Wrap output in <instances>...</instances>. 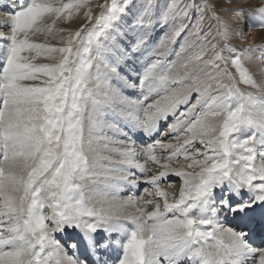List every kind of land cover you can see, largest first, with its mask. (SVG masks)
Listing matches in <instances>:
<instances>
[{
	"label": "snow or ice",
	"instance_id": "snow-or-ice-1",
	"mask_svg": "<svg viewBox=\"0 0 264 264\" xmlns=\"http://www.w3.org/2000/svg\"><path fill=\"white\" fill-rule=\"evenodd\" d=\"M217 3L105 0L93 17L90 0H15L0 31V264H264L221 222L252 224L258 207L264 221V82L245 67L264 47L230 43L264 29V0Z\"/></svg>",
	"mask_w": 264,
	"mask_h": 264
},
{
	"label": "bare ground",
	"instance_id": "bare-ground-1",
	"mask_svg": "<svg viewBox=\"0 0 264 264\" xmlns=\"http://www.w3.org/2000/svg\"><path fill=\"white\" fill-rule=\"evenodd\" d=\"M15 3V0H0V31H3L8 35L9 30L8 27H6V25L9 23L8 22V18H9V11L10 10H14L13 9V5ZM224 9V8H222ZM3 10H7V11H3ZM230 14L227 11L224 12V15ZM8 30V31H6ZM244 39L249 40V44H252V42H250L251 40L254 39V37H250L253 35H257V36H263L264 37V29L261 30H257L255 27L252 28L251 30H246L244 33ZM230 43H233L235 46H239L241 45V43H239V40L233 39ZM245 45V44H244ZM3 47V43L0 42V49H2ZM3 63L2 60V56H0V64ZM261 93H259L258 95H260ZM258 161H259V157H258ZM156 169H153V171H155ZM151 174V173H149ZM168 181L171 182V186H169L168 182L162 181L161 182V186L165 188V190L170 191V192H176L178 193L179 191V187L181 184V181L179 180V178L175 177V176H169L168 177ZM147 187V185L145 184H141L140 187L138 189L133 190V192L135 193V195L142 196L144 199H148L149 197L143 192V188ZM130 193L128 190H125V192L121 193L122 196H127ZM149 211L151 210V208L148 209ZM254 217H255V221L252 224L248 225V229H246L244 227V230L248 231L249 235H248V239L250 241V243L255 246V247H264V221L261 220V209L258 207L255 211V213H253ZM223 223V225L225 227H233L238 225L235 221H233L230 217L229 218H224L221 221ZM241 226V225H239ZM245 226V225H243ZM235 228V227H233ZM236 229V228H235ZM240 230V229H238ZM56 238L58 240L61 241L62 244L66 245V242L68 239H70L72 237V234H60L57 233L55 234ZM69 252V255H72V250L71 249H67ZM115 253L112 254V258H115ZM258 259V258H257Z\"/></svg>",
	"mask_w": 264,
	"mask_h": 264
},
{
	"label": "rangeland",
	"instance_id": "rangeland-1",
	"mask_svg": "<svg viewBox=\"0 0 264 264\" xmlns=\"http://www.w3.org/2000/svg\"><path fill=\"white\" fill-rule=\"evenodd\" d=\"M109 2H111V0H109ZM159 2L161 4H163L164 0H159ZM211 3H217V0H210ZM242 3H243V7L246 8V9H252L258 5L261 4V0H242ZM105 4V0H90V6L92 7V11H93V17H97L101 14V11L102 9L100 7H98L97 5H103ZM231 7V5H228V4H219L217 3V11L221 12V14L223 16H225V18H228L230 16V14H227V15H224V12L226 11H222V8L226 9V8H229ZM3 11H7V10H3ZM13 10H10L9 11V14L12 12ZM9 19L10 17L8 18V22H9ZM84 21L83 19H76L74 20L71 25H68L66 23H61V22H57V25L56 27H71L73 30H75L76 28H78L81 24H83ZM88 27H91V24L88 25ZM257 30H261L259 27H255ZM8 30H9V33L10 34V28L8 27ZM6 30V31H8ZM248 30L247 27H245V31ZM244 31V33H245ZM7 36V34H6ZM245 36V35H244ZM255 36V37H254ZM250 37H254L253 40H251L250 42H252V44H249V40H246V39H236V40H239V43H241L240 47L239 46H235L237 48H241V47H245V48H258V47H264V37L263 36H257V35H253V36H250ZM37 42H41V43H44V42H47V43H50L54 46H62L60 45L58 39H54V38H51L49 37L47 41H45V38L43 35H40V36H37L34 38ZM231 42V41H230ZM245 44V45H244ZM28 55V54H26ZM258 55V52L257 53H254V59L253 61L251 62H246L245 63V67L248 69V71L250 72V74L252 75L253 79L257 82V84H260L261 82H264V64H260L256 59L255 57ZM34 63H51L53 61H50L44 57H40V58H37L35 61H33ZM230 71H234L233 69H230ZM34 83H39V81H36ZM238 87L243 91V92H252V93H255V94H259L258 90L257 89H254L250 86H247V85H244V84H239ZM251 134V130H248L247 132H243L240 135V138H244L245 136L247 135H250Z\"/></svg>",
	"mask_w": 264,
	"mask_h": 264
}]
</instances>
